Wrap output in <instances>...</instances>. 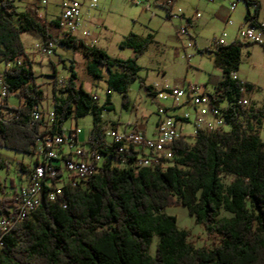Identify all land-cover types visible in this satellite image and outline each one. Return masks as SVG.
Listing matches in <instances>:
<instances>
[{"label":"trees","instance_id":"16d2710c","mask_svg":"<svg viewBox=\"0 0 264 264\" xmlns=\"http://www.w3.org/2000/svg\"><path fill=\"white\" fill-rule=\"evenodd\" d=\"M15 1L0 0V63L22 59V64L7 68L0 77L9 87V98L20 103L10 108L13 117L0 124V148L34 156L43 122L33 123L31 116L44 90L36 82L21 34L45 37L51 32L38 18L20 12ZM58 42L81 49L92 60L88 71L95 78L103 77L100 67L109 71L102 104L78 84L74 62L60 95L55 81L53 98V132L63 134L68 120L92 117L89 143L99 145L104 164L82 184L64 185L58 201L42 198L32 215L3 238L0 264H264V140L259 131L264 110L237 106L236 100L253 85L231 77L239 70L242 48L252 44L238 39L212 51L222 74L212 95L218 105L227 103L229 131H200L193 142L185 136L174 139L166 144L176 155L167 167L163 162L139 166L134 156L121 167L122 155L103 144V116L114 109L113 92L123 96L128 109V86L140 79L138 60L155 43L154 35L129 34L119 45L133 50L134 57L126 60L112 59L96 46ZM140 80L148 96H154V87ZM2 168H8V162L0 159ZM3 187L0 182V191ZM7 201L0 202L5 213ZM181 205L205 230L211 246H195L177 218L164 212ZM223 211L230 216H223ZM155 236L159 241L152 254Z\"/></svg>","mask_w":264,"mask_h":264},{"label":"rangeland","instance_id":"374dc122","mask_svg":"<svg viewBox=\"0 0 264 264\" xmlns=\"http://www.w3.org/2000/svg\"><path fill=\"white\" fill-rule=\"evenodd\" d=\"M50 1V11L57 14L59 12L57 7L59 0ZM96 1L98 7L93 11V15H95V23L97 24L92 23L91 28L97 37L96 47L104 50L110 58L126 60L134 57L132 49L123 50L119 46L129 34L134 33L141 37H147L149 34L154 35L155 43L139 58L138 64L141 67L140 79H143L147 85H153L159 90L163 87L182 88L192 84L204 87L208 94H214L216 91L214 82L222 74L215 65V53L212 52L215 49L212 41L214 37H220L222 33L226 32V43L231 44L234 42L232 39L235 36L236 40L240 39L238 38L239 32L247 23L241 15L248 8L245 3H239L235 12H229L230 5L237 0H215L213 3L207 0H177L174 12L187 10L189 14L200 13L201 18L197 30L199 34L198 46L199 48L205 46V49L197 52L195 48L185 50L187 40L181 38L178 34L183 23L180 19L169 18V7L166 6V0ZM17 2L19 4L20 0H17ZM262 4L261 16L264 19V0ZM229 18L234 22L233 25H228ZM97 25L100 28L93 27ZM188 30L191 33V28ZM50 32L54 41H56V45H54V54L49 58L36 51L35 45L39 41L35 36L28 34V32L21 34L26 53L32 62L36 82L44 90L43 99L40 102L41 107L46 111L52 108L55 81L63 79L67 83L71 74L70 66L72 62L75 64L78 84L83 85L86 91L97 95L100 104L104 103L108 92L107 78L109 71L104 67H100L103 77L100 79L95 78L88 71V66L92 63V60L86 57L81 49L68 47L58 42V35L54 29H50ZM240 53L241 63L237 74L240 80L253 85V89L246 90L243 96L250 100V107L255 112L260 109L264 110V45H246ZM187 54H191L193 57L187 60L185 58ZM6 69L7 64L1 62L0 76L5 75ZM140 79L135 80V82L132 81L128 86V109L123 105V96L116 92L112 93L114 109L106 112V114L104 113V121L112 124L113 122L118 123L121 131L125 128L131 129L138 123L147 128L148 135H150L158 119L157 112L160 104L164 102H161L155 96H148ZM57 89V94L60 95L58 86ZM10 103L19 105L20 101L13 96L10 98ZM225 106L226 104H222V107ZM184 111H189L192 114L194 108L188 106L179 110L178 113L183 114ZM76 124L82 131L80 139L87 140L81 146L87 148L93 127V119L87 116L78 120H68L64 125V131L68 132L72 127H76ZM182 128L187 139L193 142L194 137L192 135L195 127L192 121L183 123ZM259 131L261 138L264 140V115ZM160 141V139H157V146L165 148L166 144H162ZM0 159L8 162V168L0 169V182L4 185L3 190L0 191L1 202L3 198L13 200L18 197L21 188L28 180V173L25 172H28V167L35 166L36 157L0 148ZM161 159L173 161L172 153L161 152ZM163 163L164 167L173 164ZM120 166L124 167L121 164ZM224 182L227 184L229 180L224 178ZM62 185L63 182L58 183V186ZM164 212L177 218L178 227L191 234V240L195 243V246L212 245V241L208 239L205 230L189 215L185 205L169 206ZM222 215L230 216L225 211ZM158 241L159 237L155 236L151 246L152 254L156 251Z\"/></svg>","mask_w":264,"mask_h":264},{"label":"built area","instance_id":"2783aa9c","mask_svg":"<svg viewBox=\"0 0 264 264\" xmlns=\"http://www.w3.org/2000/svg\"><path fill=\"white\" fill-rule=\"evenodd\" d=\"M215 2V0H207ZM43 7L50 5V0H36ZM175 0H166V6L171 9L170 19H180L183 25L180 27L178 34L181 38L188 39L185 50L195 48L194 40L188 30L189 19L186 18L181 10L173 11ZM239 3H245L248 7V17L246 26L239 32V41L246 44L264 45V22L256 19L259 4L257 0H237L230 5V11L235 12ZM60 17L59 25L54 27L58 35L57 41H71L84 43L86 47H95L97 37L93 32L91 25L88 24L91 13L98 7L96 0H59ZM200 16L199 13L196 14ZM231 25L232 21L228 20ZM100 28L99 25L93 26ZM227 33L224 32L220 37H214L213 47L227 45ZM38 43L35 49L45 57H51L54 54L53 37H38ZM193 56L186 55L190 60ZM22 59L7 64V68L13 65H21ZM232 79L240 80L237 73L231 75ZM57 86L60 89L65 88L66 82L63 79H57ZM246 90L243 91V94ZM9 87L3 77H0V124L10 120L13 112L10 106L6 105L9 99ZM161 102L172 101L173 108L178 109L185 105H190L195 109V116L189 111H184L179 117L173 115L172 109L160 105L157 112L158 122L154 137H147L143 130L133 129L127 132H120L116 127L103 119V144L107 147H115L117 154L122 155L120 164H127L128 160L134 156L135 163L141 160H151L154 163L175 162V151L171 146L166 148L157 147V139L187 137L183 133V123L192 121L195 130L193 133L194 140L200 131L212 133L216 131H229L230 127L226 121L227 103L225 107L216 103V97L208 94L203 87L188 84L182 88L166 87L158 92L156 96ZM94 100L99 102L97 95ZM235 104L243 108H249L251 102L244 97L237 99ZM32 122L42 123V130L35 140L36 164L28 172L27 183L21 188L20 193L15 199L11 200L10 206L7 207V213L3 212L0 204V234L5 229L7 218H17V216H31V207L39 203V198H45L48 195H59L58 183L64 180H82V175L92 174L93 171H101L104 164V155L99 151L97 144L91 146H81L85 143L79 141L82 134L81 129L76 125L68 132L59 134L53 132V124L56 119L54 102L52 108L46 111L41 105L34 107L32 111ZM105 122V123H104ZM161 152L173 153V161H164L161 159ZM61 196V195H60ZM2 211V212H1Z\"/></svg>","mask_w":264,"mask_h":264},{"label":"crops","instance_id":"0c3cea01","mask_svg":"<svg viewBox=\"0 0 264 264\" xmlns=\"http://www.w3.org/2000/svg\"><path fill=\"white\" fill-rule=\"evenodd\" d=\"M257 1H259V3H260V19H262L263 20V22H264V19H263V17L261 16L262 15V11H263V0H257ZM176 3H177V0H175V3H174V7H173V11H174V8L176 7ZM15 4H16V6H17V8H18V10L20 11V12H25L26 14L27 13H29V14H31L33 17H35V18H38L42 23H46L47 24V26L48 27H50V29H53L54 28V26H53V24L56 22V21H59V17H60V7H59V2L57 3V7L59 8V12L57 13V14H54V13H52L51 11H50V9H51V2H50V5L48 6V7H43L42 5H40L38 2H36V0H20V3L18 4V2H17V0L15 1ZM53 8V7H52ZM171 10V9H170ZM172 11V10H171ZM247 11H248V8L247 9H245L243 12H242V17L245 19L246 18V15H247ZM229 12L230 13H233V12H231L230 11V9H229ZM182 13H183V15L186 17V18H188L189 19V23H188V29L189 28H191V33H193V34H191V37H192V39L194 40V43H195V49L197 50V52H201V50H203V49H205V46H203L204 48H199V46H198V40H199V34H198V32H197V30H198V25H199V19L201 18V16H199V17H197L196 16V14L198 13V12H196L195 14H189V12L187 11V10H182ZM200 14V13H199ZM169 18H170V16H169ZM228 20H231L230 18L228 19ZM232 21V20H231ZM92 23H94V24H97V23H95V15H93V12L91 13V15H90V20H88V24L89 25H93ZM233 21H232V24L231 25H233ZM229 25V24H228ZM193 29V30H192ZM37 39H38V37L39 36H35ZM185 40V39H184ZM187 41H188V39H186ZM232 41H236V36H235V38L234 39H232ZM181 43H182V41H181ZM182 45H183V43H182ZM239 79H240V77H239ZM222 80V76L221 77H218L217 78V80L214 82V87H217V85L219 84V82ZM153 86V85H152ZM154 87V86H153ZM166 87H163L161 90H159V89H157L156 87H154V92H155V95L154 96H156V94L158 93V92H160V91H162L163 89H165ZM204 88V87H203ZM205 89V88H204ZM206 91V90H205ZM147 93V92H146ZM93 96L95 95V94H93V93H91ZM148 95V94H147ZM6 105H8V106H10V108H17L19 105H13V104H11L10 103V98L6 101ZM160 105H163V106H165V107H167V108H173V103H172V101H165L163 104H160ZM188 106H190V105H185V106H183V107H181V108H178V109H172V113H173V115H176L177 117H179V116H181L182 115V113L181 114H179L178 113V111L179 110H181V109H183V108H185V107H188ZM195 109H194V112L192 113V117H194L195 116ZM103 118H104V116H103ZM157 122H158V119H157ZM157 122H156V125H155V128L151 131V134L150 135H148V132L149 131H147V128H145L144 126H142V125H139L138 123L137 124H135L134 126H133V128H131V129H128V128H125L124 130H120L119 129V124L118 123H116V122H113V125L116 127V129H118V131H120V132H127V131H130V130H133V129H140V130H143L144 131V133H145V135L147 136V137H154L155 136V130H156V126H157ZM77 126H78V124H76ZM90 138V137H89ZM89 140V139H88ZM79 141L81 142V143H85L87 140H81V139H79ZM158 148H160L159 146H157ZM25 166L26 167H28V165H26L25 164ZM29 169H30V167H28V169H27V171H29ZM4 200H9V199H7V198H3ZM8 202V201H7ZM7 205H9L10 206V203L8 202V203H6Z\"/></svg>","mask_w":264,"mask_h":264},{"label":"bare ground","instance_id":"6f19581e","mask_svg":"<svg viewBox=\"0 0 264 264\" xmlns=\"http://www.w3.org/2000/svg\"><path fill=\"white\" fill-rule=\"evenodd\" d=\"M174 139L177 138H162L160 139V143L162 144H169L170 142H172ZM153 161L151 160H141V162H138L139 166H150L152 164ZM94 173V171H93ZM92 173V174H93ZM92 174H85L82 175V180H64L63 185L62 186H58V193L59 195H48L47 199L51 202H56L59 200L60 195L63 194V186L64 185H69L71 187H75L77 185H79V183L82 184V181H87L88 178L92 175ZM42 201V198H39V203L38 204H34V206L31 207V214L36 210V208L40 205ZM64 206V205H63ZM28 216H17V218H7L6 222H5V229L4 231H1L0 234V255L2 254V251L4 249V241L3 238L11 231V229L14 227V225L18 222L23 221L25 218H27Z\"/></svg>","mask_w":264,"mask_h":264}]
</instances>
